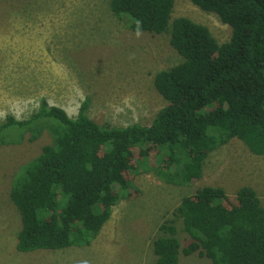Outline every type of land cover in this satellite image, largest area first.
I'll list each match as a JSON object with an SVG mask.
<instances>
[{"label": "trees", "instance_id": "trees-1", "mask_svg": "<svg viewBox=\"0 0 264 264\" xmlns=\"http://www.w3.org/2000/svg\"><path fill=\"white\" fill-rule=\"evenodd\" d=\"M174 1L108 0L129 30L167 33L181 56L154 74L166 104L149 125L99 124L87 115V100L72 118L45 99L26 119L9 114L0 122V146L26 135L36 140L43 131L50 139L11 182L21 220L17 251L89 246L140 172L189 185L202 177L207 156L235 137L264 156V0H190L229 26L224 42L204 24L172 17ZM152 149L155 166L147 164ZM173 216L183 237L163 224L170 235L154 239V264H178L180 254L211 264H264V206L251 186L230 198L221 186L201 185L180 199Z\"/></svg>", "mask_w": 264, "mask_h": 264}, {"label": "rangeland", "instance_id": "rangeland-1", "mask_svg": "<svg viewBox=\"0 0 264 264\" xmlns=\"http://www.w3.org/2000/svg\"><path fill=\"white\" fill-rule=\"evenodd\" d=\"M171 15L206 25L219 42L229 38L227 24L190 0H175ZM125 23L108 0H0V122L9 114L26 119L45 99L72 118L87 100L86 113L99 124L149 125L166 104L154 88V74L181 56L167 33H134ZM27 138L0 146V264H154V239L170 235L161 226L173 224L182 239L173 212L201 185L221 186L230 198L248 185L264 206V156L235 137L207 156L202 177L189 185L168 184L152 170L135 174L128 195L112 207L89 246L19 252L21 220L9 196L11 182L50 141L46 131ZM133 153L138 156V149ZM154 153L149 151L148 165H157ZM178 264L211 263L180 254Z\"/></svg>", "mask_w": 264, "mask_h": 264}]
</instances>
